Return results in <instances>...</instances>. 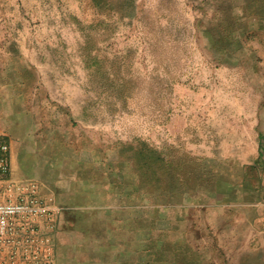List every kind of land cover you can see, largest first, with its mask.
<instances>
[{
    "label": "rangeland",
    "instance_id": "374dc122",
    "mask_svg": "<svg viewBox=\"0 0 264 264\" xmlns=\"http://www.w3.org/2000/svg\"><path fill=\"white\" fill-rule=\"evenodd\" d=\"M5 65L142 200L264 173V0H0Z\"/></svg>",
    "mask_w": 264,
    "mask_h": 264
},
{
    "label": "crops",
    "instance_id": "0c3cea01",
    "mask_svg": "<svg viewBox=\"0 0 264 264\" xmlns=\"http://www.w3.org/2000/svg\"><path fill=\"white\" fill-rule=\"evenodd\" d=\"M17 77L0 67V146L9 178L59 208L54 264H264L261 169L244 166L223 202L142 200Z\"/></svg>",
    "mask_w": 264,
    "mask_h": 264
},
{
    "label": "built area",
    "instance_id": "2783aa9c",
    "mask_svg": "<svg viewBox=\"0 0 264 264\" xmlns=\"http://www.w3.org/2000/svg\"><path fill=\"white\" fill-rule=\"evenodd\" d=\"M6 149L0 146V264H54L59 208L39 195L34 182L9 178ZM259 205L264 224V193Z\"/></svg>",
    "mask_w": 264,
    "mask_h": 264
}]
</instances>
